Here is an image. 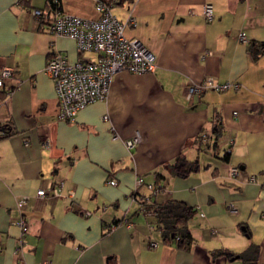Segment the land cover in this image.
I'll list each match as a JSON object with an SVG mask.
<instances>
[{"label": "crops", "instance_id": "crops-1", "mask_svg": "<svg viewBox=\"0 0 264 264\" xmlns=\"http://www.w3.org/2000/svg\"><path fill=\"white\" fill-rule=\"evenodd\" d=\"M60 3L63 12L96 17L92 0ZM204 4L213 7L211 21ZM33 9L46 11V0H0V67L15 69L6 82L12 92L0 90V125L10 129L0 131V264H242L216 251L239 254L252 244L264 264V51L255 50L264 43V0L118 2L114 15L135 17L125 36L154 55V71L118 72L107 99L73 122L58 118L44 69L54 52L69 63L95 55L47 33ZM205 78L232 86L187 100L186 87ZM136 134L127 150L124 141ZM179 156L198 169L172 174ZM230 166L241 174L227 177ZM49 182L63 184L60 197L36 195ZM155 183L164 189L151 196L146 185ZM169 200L195 209L188 248L148 228L156 221L142 203ZM20 218L28 225L22 244Z\"/></svg>", "mask_w": 264, "mask_h": 264}, {"label": "built area", "instance_id": "built-area-1", "mask_svg": "<svg viewBox=\"0 0 264 264\" xmlns=\"http://www.w3.org/2000/svg\"><path fill=\"white\" fill-rule=\"evenodd\" d=\"M50 4H57L59 0H47ZM95 18H82L63 11L48 12L49 19H44L46 11L33 9L32 15L39 23L45 24L46 32L54 36H63L75 41L77 50L80 53H92L93 59L80 58L74 63H69L66 58L58 52H54L45 66V73L51 78L54 84L56 98L58 101V118L66 122H73L76 113L95 101L107 99L110 83L113 77L121 71L132 74H142L153 72L155 68L154 55L136 39H128L125 36V29L129 26H136V19L129 14L125 20H119L112 11L117 0L106 2L104 0H92ZM202 16L206 21L214 18L213 7L204 4ZM239 41H246L244 33H239ZM15 69L8 66L0 67V90L6 95L12 92V87L6 82L13 79ZM230 83H218L211 78H205L197 83H190L186 87L185 97L191 100L195 95L212 91H223L230 88ZM237 88L236 85H233ZM139 142V135L136 134L131 139L124 141L127 150L133 149ZM241 174L237 167L230 166L227 169V177L235 178ZM250 182H256L257 176L250 175L247 178ZM109 184L114 186L115 180H110ZM143 179L136 180V186H142ZM146 188L151 196L164 189L161 183L147 184ZM63 184L49 182L44 188L37 191L38 197L49 194L51 197H60ZM133 196V195H132ZM132 198H135L133 196ZM27 198H22L18 208H22ZM199 208V207H198ZM197 208V209H198ZM230 213H236V208L232 204L227 206ZM199 210V209H198ZM85 216H90L89 211H84ZM203 216L202 213H200ZM20 229L22 241L28 231V225L24 218L16 222ZM149 230H154L148 224ZM215 234V231H211ZM22 240V241H21ZM150 246L155 247V242H150ZM1 250V246H0Z\"/></svg>", "mask_w": 264, "mask_h": 264}, {"label": "trees", "instance_id": "trees-1", "mask_svg": "<svg viewBox=\"0 0 264 264\" xmlns=\"http://www.w3.org/2000/svg\"><path fill=\"white\" fill-rule=\"evenodd\" d=\"M104 1L111 2V0ZM121 1L122 0H117L116 4ZM48 5V1L46 0V13L43 15L44 19H49L48 12L55 10L62 11L60 0L57 4L51 3L50 7H48ZM255 50H257L256 54L262 53L264 51V43L258 44ZM2 92L6 95L4 91ZM0 131L2 136L10 135L8 124L3 123V125H0ZM228 156L229 154L225 153L222 156V160L226 162ZM168 167L171 173L176 176H186L198 169L196 162H190L184 156L177 157ZM142 206L146 214H150L155 218L156 224L154 225V230L160 233L163 242H174L179 248H188L192 244L193 238L187 228V222L194 215V208L176 200H169L161 204L153 205H147L143 202ZM117 225L118 223L114 224V226ZM216 254L226 255L227 258L238 255V259L241 260L242 264H258L259 247L252 244L239 254H232L225 250H218Z\"/></svg>", "mask_w": 264, "mask_h": 264}, {"label": "water", "instance_id": "water-1", "mask_svg": "<svg viewBox=\"0 0 264 264\" xmlns=\"http://www.w3.org/2000/svg\"><path fill=\"white\" fill-rule=\"evenodd\" d=\"M237 258H238V256H234V257L231 258V260H235Z\"/></svg>", "mask_w": 264, "mask_h": 264}, {"label": "rangeland", "instance_id": "rangeland-1", "mask_svg": "<svg viewBox=\"0 0 264 264\" xmlns=\"http://www.w3.org/2000/svg\"><path fill=\"white\" fill-rule=\"evenodd\" d=\"M112 11H113V8H112ZM113 14H114V13H113ZM236 261H238V262H239V261H241V260H236ZM238 262H237V263H238ZM239 263H240V262H239Z\"/></svg>", "mask_w": 264, "mask_h": 264}]
</instances>
